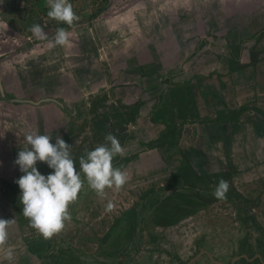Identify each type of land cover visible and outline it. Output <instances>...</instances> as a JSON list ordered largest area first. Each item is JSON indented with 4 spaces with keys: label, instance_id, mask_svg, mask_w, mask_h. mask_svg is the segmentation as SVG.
Returning <instances> with one entry per match:
<instances>
[{
    "label": "rangeland",
    "instance_id": "1",
    "mask_svg": "<svg viewBox=\"0 0 264 264\" xmlns=\"http://www.w3.org/2000/svg\"><path fill=\"white\" fill-rule=\"evenodd\" d=\"M20 1L48 39L28 30L10 36L7 24L21 14L2 13L0 4L5 92L64 107L0 97V219H15L0 264H185L200 249L225 264L239 254L264 261V0H69L80 17L72 27L48 17L47 0ZM60 27L70 42L51 47ZM61 64L75 67L65 74ZM96 93H106L107 111L137 114L135 121L88 123L66 143L79 170L81 156L116 136L126 152L113 165L128 182L103 198L85 182L71 221L45 239L22 213L15 181L24 173L15 160L30 147L27 134L55 144L69 131L68 115L80 110L89 119ZM246 104L237 123L226 120ZM186 163L209 173L185 182ZM219 170L230 172L226 200L214 196ZM192 264L217 263L202 254Z\"/></svg>",
    "mask_w": 264,
    "mask_h": 264
},
{
    "label": "clouds",
    "instance_id": "2",
    "mask_svg": "<svg viewBox=\"0 0 264 264\" xmlns=\"http://www.w3.org/2000/svg\"><path fill=\"white\" fill-rule=\"evenodd\" d=\"M47 3L50 8L47 12L49 18L69 27L80 20L69 0H47ZM29 31L39 40L48 39L39 24L32 25ZM69 42V32L60 27L49 44L56 47L65 46ZM25 139L30 147L20 150L15 160L24 175L15 183L21 190L19 199L23 205L24 217L29 219L31 227L45 239H51L61 233L66 223L71 221L69 206L78 200L85 182L102 198L107 189L115 188L119 191L128 182V173L113 165L114 158L123 157L126 149L111 133L105 136L106 143L98 145L79 158V170L71 153L72 146L62 137L57 136L55 144L50 143L51 136L35 132L27 134ZM38 161L46 163L54 172L47 176L41 174L36 167ZM229 189V182L220 179L214 196L218 200H226ZM113 207V203L109 201L106 210L111 211ZM14 224L15 219H0V248L6 246L9 239L8 230ZM13 258L12 251L5 253V259L8 261Z\"/></svg>",
    "mask_w": 264,
    "mask_h": 264
},
{
    "label": "trees",
    "instance_id": "3",
    "mask_svg": "<svg viewBox=\"0 0 264 264\" xmlns=\"http://www.w3.org/2000/svg\"><path fill=\"white\" fill-rule=\"evenodd\" d=\"M12 2H14L15 6L13 5L11 8L12 9H19V5L16 3V0H12ZM29 13L27 12H23L21 13V15L18 17L19 21H21V24L24 27H21L19 29H17V31H25L28 30L31 27L30 24L31 22H33L32 24H36L35 23V18L29 17L28 16ZM39 24V23H38ZM40 25V24H39ZM43 28V27H42ZM30 34V33H29ZM144 74V73H143ZM146 75V74H144ZM170 89L165 90L163 96H165L166 94H168ZM6 93V92H5ZM6 95L8 97L9 96L7 93ZM91 100H90V106L87 108V113L90 115V118L87 119V116H82V111H77L74 115H68L70 117V123H69V131L66 132L62 138L66 141H68V139L72 138L75 134V129H78L79 132L85 127V125H88V123H92V129L94 128L96 123H99V125H104L105 122L103 120H107L110 116L111 117H116L118 116V118L121 119H125V123H131L134 122L137 114L134 115H126V112H119V110H117L116 108H114L113 111H107L108 105L106 103L107 100V95L106 93H96V94H91ZM100 108H103V110L101 111ZM249 107L246 105L241 106L240 108H238L236 111L235 110H230V114L226 117V120L229 122H234L237 123V121L240 118V115L243 113V111H245L246 109H248ZM258 110V109H257ZM139 116V115H138ZM81 118V122L79 124H76V121L79 120ZM225 119V117L223 118ZM258 127L255 125L254 129H257ZM257 133V132H256ZM125 135H123V141H125L126 137L128 136L129 133H124ZM259 134V133H257ZM71 136V137H70ZM77 165V163H76ZM75 165V166H76ZM180 171V170H179ZM217 171L213 173V176L216 177V182L218 183L220 179H224V180H228L230 178V172L229 171ZM182 174L184 175V179L185 182L190 181V178H194V179H204V175L208 174L209 172L207 170H203L201 171L202 173H198V171L196 169H194V167H192L191 165H187L184 164L181 167V171ZM176 195V194H175ZM174 195V196H175ZM179 196V194H177V197ZM176 197V196H175ZM165 204V203H163ZM133 227H130L127 229V232L130 233L132 231ZM258 259V258H257Z\"/></svg>",
    "mask_w": 264,
    "mask_h": 264
},
{
    "label": "water",
    "instance_id": "4",
    "mask_svg": "<svg viewBox=\"0 0 264 264\" xmlns=\"http://www.w3.org/2000/svg\"><path fill=\"white\" fill-rule=\"evenodd\" d=\"M0 97L4 100V101H8V102H25V101H29V102H32V103H39L40 101H45V100H52V101H55L56 103H58L61 107H64V105L59 102L57 99L55 98H51V97H46V98H41L39 99L38 101H32V100H29V99H25V98H17V97H8L5 93V89H4V86H3V82H2V79H1V75H0ZM202 254H205L207 257L210 258L211 261H213L214 263H217V264H225L222 260L220 259H215L212 254L207 251L206 249H200L191 259H189L185 264H192L197 258H199ZM240 257H244L246 258L247 260H252L254 258H260L259 255H255L254 257H248L247 255L245 254H239V255H236L230 264H233V262L240 258Z\"/></svg>",
    "mask_w": 264,
    "mask_h": 264
},
{
    "label": "crops",
    "instance_id": "5",
    "mask_svg": "<svg viewBox=\"0 0 264 264\" xmlns=\"http://www.w3.org/2000/svg\"><path fill=\"white\" fill-rule=\"evenodd\" d=\"M40 2H41V1H39V3H40ZM16 3L19 5V9H12V8H11L13 5L15 6V4H14V2H12V0H0L1 11H2V13H10V14H12V17H13L14 15H16V14L20 15V14L23 13V12H27V13L30 14V12L26 11V10L23 8V6H22L20 0H16ZM12 17H11V18H12ZM33 17H34V16H33ZM6 23H7V22H6ZM8 23H9V22H8ZM32 23H33V22H31L30 26L33 25ZM35 23H36V22H35ZM7 25L9 26V28H8L7 30H8V34H10V36H12V35L19 36V35H21V34H19L18 31H17V29L23 27V25L21 24V21L15 22L14 19H10V24H7ZM59 60H61V59H59ZM59 60H58L57 62H59ZM67 62H68V61H67ZM60 63H61V61H60ZM61 66H62V64H61ZM74 67H75V65L72 64V65H69V67H68L67 69H74ZM62 68L65 69L64 66H62V67L60 68V70L66 74V73H67V69L63 70ZM69 71H70V70H69ZM77 72L81 73V71H80L79 69L77 70ZM81 74H82V73H81ZM83 77H84V75H83ZM87 86H91V84H89V85H87Z\"/></svg>",
    "mask_w": 264,
    "mask_h": 264
},
{
    "label": "flooded vegetation",
    "instance_id": "6",
    "mask_svg": "<svg viewBox=\"0 0 264 264\" xmlns=\"http://www.w3.org/2000/svg\"><path fill=\"white\" fill-rule=\"evenodd\" d=\"M256 259H257V258H256ZM258 260H259L262 264H264V261H262L261 257L258 258Z\"/></svg>",
    "mask_w": 264,
    "mask_h": 264
}]
</instances>
